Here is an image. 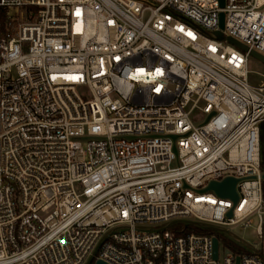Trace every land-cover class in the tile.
Segmentation results:
<instances>
[{
	"label": "built area",
	"instance_id": "obj_1",
	"mask_svg": "<svg viewBox=\"0 0 264 264\" xmlns=\"http://www.w3.org/2000/svg\"><path fill=\"white\" fill-rule=\"evenodd\" d=\"M0 9V264H264V74L247 63L264 56V0ZM226 178L235 201L205 191ZM254 218L258 254L168 229L248 245L232 230Z\"/></svg>",
	"mask_w": 264,
	"mask_h": 264
},
{
	"label": "water",
	"instance_id": "obj_2",
	"mask_svg": "<svg viewBox=\"0 0 264 264\" xmlns=\"http://www.w3.org/2000/svg\"><path fill=\"white\" fill-rule=\"evenodd\" d=\"M218 2H219V6L221 8H223L224 4H225V0H218ZM223 25H224V14L220 13L219 14V26L221 29L223 28ZM214 36L219 40H226L227 42L231 43L232 45L236 46L238 49H240L244 52L249 51L245 45L239 43L238 41H236L232 38H229V37L224 38L220 31L214 32ZM249 54H250V56L254 57L256 60H258L259 62L264 64V56L258 54L255 51H249ZM172 138H175V136H172ZM174 152H175V148H174ZM263 179H264V173H263ZM235 184H236L235 179L226 178L222 182H211L209 184V186L205 189V191L212 190L218 196L228 197V198L235 201L237 199V195L235 192ZM228 215L230 216V213ZM212 228L214 230H220L216 227H212ZM225 232L228 233L227 231H225ZM248 247L254 254H258V252L253 247H251V246H248ZM217 250H218V240L216 237H214L213 238V258L214 259H217ZM96 251H95V253H96ZM95 253H94V255H95ZM92 260H93V258H91L87 264H92ZM93 264H107V263H105L101 260H96ZM237 264H239V259H237Z\"/></svg>",
	"mask_w": 264,
	"mask_h": 264
},
{
	"label": "rangeland",
	"instance_id": "obj_3",
	"mask_svg": "<svg viewBox=\"0 0 264 264\" xmlns=\"http://www.w3.org/2000/svg\"><path fill=\"white\" fill-rule=\"evenodd\" d=\"M247 63H248L249 72H251V74H252L251 81L253 83L258 82L260 79L259 75L264 74V64L259 62L258 60H256L252 56H250L248 58ZM76 90L80 95H84L86 93V89L84 87H77ZM256 225H257V220L254 218V221L251 224L250 228L245 229V230H240L238 228H234L232 231L239 238H241L242 240L247 242V244L250 245L251 247H253V246L254 247H260L262 244V241L256 237V233H255ZM168 229L172 230L173 226H169ZM204 234L216 236L221 243V251H222L223 244H225L226 246H228L230 248L235 247L236 243L239 244V242L236 239H234L228 233L221 231V229L215 230V231H206V233H204Z\"/></svg>",
	"mask_w": 264,
	"mask_h": 264
},
{
	"label": "trees",
	"instance_id": "obj_4",
	"mask_svg": "<svg viewBox=\"0 0 264 264\" xmlns=\"http://www.w3.org/2000/svg\"><path fill=\"white\" fill-rule=\"evenodd\" d=\"M3 18H4V10L0 9V19H3ZM260 146H261V169L264 171V121L260 123ZM263 192H264V180H263ZM169 226H173V229L171 231L174 232L176 235L187 234V233L204 234L206 233V231H215L212 227L208 225H201V224L188 223V222H179V221L172 222ZM205 235H209V234H205ZM263 237H264V226H263ZM231 249L239 253L254 254L249 249L248 246L242 243H239V244L236 243L235 247H231Z\"/></svg>",
	"mask_w": 264,
	"mask_h": 264
},
{
	"label": "snow or ice",
	"instance_id": "obj_5",
	"mask_svg": "<svg viewBox=\"0 0 264 264\" xmlns=\"http://www.w3.org/2000/svg\"><path fill=\"white\" fill-rule=\"evenodd\" d=\"M189 35H191V33H189ZM140 73H142L143 72V69H140V70H138ZM156 75H161V72H160V70L159 69H157V71H156ZM157 91H159V89H156Z\"/></svg>",
	"mask_w": 264,
	"mask_h": 264
}]
</instances>
